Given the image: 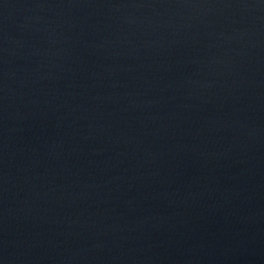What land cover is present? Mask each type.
Segmentation results:
<instances>
[{
	"label": "water",
	"instance_id": "obj_1",
	"mask_svg": "<svg viewBox=\"0 0 264 264\" xmlns=\"http://www.w3.org/2000/svg\"><path fill=\"white\" fill-rule=\"evenodd\" d=\"M0 264H264V0H0Z\"/></svg>",
	"mask_w": 264,
	"mask_h": 264
}]
</instances>
